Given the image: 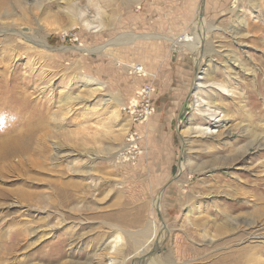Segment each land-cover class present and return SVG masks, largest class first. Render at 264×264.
I'll use <instances>...</instances> for the list:
<instances>
[{
    "label": "rangeland",
    "instance_id": "obj_1",
    "mask_svg": "<svg viewBox=\"0 0 264 264\" xmlns=\"http://www.w3.org/2000/svg\"><path fill=\"white\" fill-rule=\"evenodd\" d=\"M34 2H0V93L26 91L44 115L22 167L0 162V264H264V200L234 193H264V0H71L74 28L67 0ZM13 30H40L54 50ZM186 35L199 43L176 45ZM146 84L153 113L134 124L126 108ZM28 114L0 102V136Z\"/></svg>",
    "mask_w": 264,
    "mask_h": 264
},
{
    "label": "bare ground",
    "instance_id": "obj_2",
    "mask_svg": "<svg viewBox=\"0 0 264 264\" xmlns=\"http://www.w3.org/2000/svg\"><path fill=\"white\" fill-rule=\"evenodd\" d=\"M0 2H5V0H3V1H1L0 0ZM21 3V2H20ZM19 3V4H20ZM34 3H36L37 5H38V8L39 9H41L40 8V6L42 5L43 6V4H41V0H35V2ZM66 3H68V8L67 9H69V11L67 12V15L70 17V19H71V22H70V27L71 28H74V27H77V25H78V19H80L81 17V15H82V12H80V10H78V8H76V6L75 5H73L72 3H71V0H67V2ZM22 5V3L20 4V6ZM25 5V4H24ZM44 5H46V4H44ZM26 6H28V4L26 5ZM30 6H31V4H30ZM1 7V6H0ZM22 8H23V10H22V13H23V15H24V17L22 18L21 16H20V18L22 19H19V20H21V21H23V22H31V19L32 18H30V16H28V13H27V9H29V8H25V7H23V6H21ZM20 7V8H21ZM35 7V6H34ZM48 7V6H47ZM51 7V6H50ZM43 8L45 9L46 8V6H43ZM47 9V8H46ZM27 10V11H26ZM9 11V10H8ZM11 11V10H10ZM29 11H30V9H29ZM28 11V12H29ZM32 11V10H31ZM40 11V10H39ZM43 11V14L45 15V13H46V16H50V15H52V14H50L49 12L50 11H48V10H46L45 11V13H44V10H42ZM59 12H61V11H59ZM31 13V12H30ZM50 14V15H49ZM54 14V13H53ZM30 15V14H29ZM55 16H58V15H55ZM17 18H19V17H17ZM55 18V17H54ZM55 20V19H54ZM58 20V19H57ZM61 20V19H60ZM20 21V22H21ZM70 21V20H69ZM34 22V21H33ZM55 23V22H54ZM32 24V23H31ZM30 24V25H31ZM45 24V23H44ZM57 24V23H56ZM40 25H41V23H40ZM83 25L86 27V28H88V29H91L93 26H92V24L89 22V21H87V20H83ZM32 29V28H31ZM42 30V29H41ZM45 30V29H44ZM69 30V29H68ZM68 30H66L67 32H68ZM14 31V30H13ZM6 29H4V30H0V35H2L3 37H4V39H7V37H8V35H6ZM10 32H12V30L10 31ZM15 33H17V35L18 36H20V38L21 37H23V38H27L31 43H33V44H35V45H37V46H39V47H42V49H44V50H54V48L50 45V43H49V41H48V38H46V36H44V34L42 33V31L40 32V30H38L37 32H36V34H33L32 32L31 33H26V32H20V31H14ZM67 32H65V33H67ZM13 33V32H12ZM175 41V43H176V45L178 44V45H186V44H188L189 46L190 45H196L197 43H199V40H198V38L196 39L195 37H191V35L190 36H185V37H183L182 39H179L178 41H176V40H174ZM20 43V42H19ZM5 45V44H4ZM206 45V44H205ZM187 46V45H186ZM188 46V47H189ZM18 47V46H17ZM201 47H202V45H201ZM205 48V47H204ZM19 50V49H18ZM28 50V49H27ZM206 51V50H205ZM34 54V53H33ZM42 54V53H41ZM27 56H28V54H27ZM42 56V55H41ZM204 56V55H203ZM33 61V60H32ZM198 63H199V61H198ZM12 68V67H11ZM33 68V67H32ZM38 68V67H37ZM135 69V68H134ZM200 74V73H199ZM205 79H207L206 78V74H201V76H199L198 74L196 75V79L194 80V83H193V87H195V88H202V87H205L206 86V81H205ZM6 82V80H3V83H5ZM19 86V85H18ZM17 87V86H16ZM21 87V86H20ZM18 89V88H17ZM17 91H20L21 93H22V95H21V97L19 98V99H17L16 100V98H15V96H13V93H15V92H17ZM16 91V89L15 90H13V89H6L4 92H2V93H0V102H2V101H5V102H7L8 100H9V102L11 103V104H15L16 102H18L21 106H22V108H26V109H28L29 108V113L30 114H28V117L27 118H24L21 122L22 123H25L26 124V126H25V128H24V130L23 131H21L20 132V130H19V133H12V134H14V135H12V136H10L9 134V137H2V136H0V162L1 161H3V162H8L10 165H7V166H12V167H16L17 165L16 164H14V162H12V159L13 158H16L17 156H18V160L16 161L17 162V164H18V166L19 167H22V164H23V162L25 161V159L23 160V158H24V154H29L28 152H30V149H31V147H29V143L31 142L30 141V139L32 140V138L34 137V135L37 133L36 132V130L41 126L40 124H38L37 126L35 125H33V124H35V122L36 123H39L40 122V120H41V122H43L42 120V116H44L43 114H41L40 112H41V110H39L38 108H37V105L36 104H33L32 103V101L30 100V97H28L26 94H27V92L26 91H23V90H21V89H18ZM201 100V101H200ZM203 96H201V97H199V98H197V101H198V103H200V104H202L201 102H203ZM75 101H77V99H76V97H66L64 100H63V104L65 105L66 104V108L67 107H72V105L74 104V102ZM131 102H134V99L131 101ZM8 104V103H7ZM9 105V104H8ZM199 106H203V105H199ZM4 107V106H3ZM5 108V107H4ZM41 108V107H40ZM199 110L200 109H202L201 107H197ZM2 109V108H1ZM73 109V108H72ZM203 110V109H202ZM4 111V110H3ZM219 108H218V105H217V103L215 102V101H208L207 102V105H206V108L204 109V113H206V114H208L211 118H214V119H217V117L216 116H218V113L220 112V113H222V111H219ZM35 113V114H34ZM26 116V115H25ZM221 118H224V115L221 117ZM221 118L220 119H218V121H220L221 120ZM20 120V119H19ZM24 124V125H25ZM40 125V126H39ZM44 126V125H43ZM43 128V127H42ZM189 130L190 131H199L200 132V134L201 133H203V134H207V136L209 135V132H211V129H210V126H200V125H197L196 127L194 126V125H191V126H189ZM15 131H17V130H15ZM5 136V135H4ZM35 138V137H34ZM33 138V139H34ZM256 140V139H255ZM255 140H253V143H254V141ZM31 143H33V142H31ZM37 143V142H36ZM36 145V144H35ZM256 145H260L259 147H261V145H264V141H262V140H260V141H257L256 142ZM40 146V145H39ZM37 147V146H36ZM42 149V148H41ZM45 149V148H44ZM43 149V150H44ZM39 150V149H38ZM41 153V152H40ZM44 153V152H43ZM46 154V153H45ZM33 155V154H32ZM38 155V154H37ZM242 157V156H241ZM26 158V157H25ZM28 161V160H27ZM38 161V160H37ZM35 162H36V160H35ZM186 163V162H185ZM182 164L181 165V167L182 168H185V166H186V164L188 163H186V164ZM3 164H5V163H3ZM188 165V164H187ZM3 166V165H2ZM17 166V167H18ZM2 168V167H1ZM0 168V169H1ZM5 168V167H4ZM188 169V168H187ZM2 170H5V169H2ZM7 170V169H6ZM185 183L186 182H181V185H180V183H179V188L182 190V188H181V186L182 187H186L187 185H185ZM259 186V184L257 183H255V185H254V187H256V186ZM252 187V186H251ZM234 188V187H233ZM185 189V188H184ZM255 190H257V188L255 189ZM255 190H247V189H235L234 190V193H236V195L237 194H241V195H243V196H245V199L246 198H248L249 196H251L252 198H258L259 200H261V201H263L264 200V193H255ZM217 191V190H216ZM184 192V191H183ZM187 192L185 191L184 192V194H185V196H187V194H186ZM5 194V193H4ZM33 194V193H32ZM32 194H29V193H26L25 191L24 192H22L21 193V195L23 196V197H27V196H29L30 198H34V197H32ZM183 194V193H182ZM256 196V197H255ZM239 197V196H238ZM41 199V196L39 197V200ZM252 201V200H251ZM256 201V200H255ZM254 202V201H253ZM244 203H247V201H245V202H242V204H240L238 207H240V208H244L245 207V204ZM158 206H159V203H158ZM236 207V206H235ZM239 209V208H238ZM227 211V210H226ZM228 213V212H227ZM226 213V214H227ZM232 215V214H231ZM245 215V214H244ZM239 216V215H238ZM238 216H231L232 218H234V219H237V218H239ZM231 218V219H232ZM229 219V218H228ZM245 220V219H244ZM228 221V220H227ZM240 223V222H239ZM238 223V224H239ZM251 222H249V224H250ZM248 224V225H249ZM150 225V227H149V231H150V238H149V240H150V242H152V241H154L155 239H157L158 237H159V229H158V227H157V225H156V223H155V221H151V224H149ZM240 226V225H239ZM252 226V225H251ZM251 229H252V227H250ZM209 230V229H208ZM249 230V229H248ZM207 231V230H206ZM247 232V231H246ZM124 238L125 237H123V235L121 234V231L120 230H118L117 229V232H116V234H115V236H114V238H113V240H112V242H111V245H110V248H109V250L111 249V252H117L119 249H120V246L123 244V241H124ZM254 241V240H253ZM125 243V242H124ZM149 243L148 242H145V241H142V240H139V238H137V239H135L133 242H132V245H133V247L135 248V252H136V254H138V253H141L142 251H144L145 250V247L148 245ZM161 244V243H160ZM259 247V246H258ZM258 247H253V248H243V249H241L240 251H257L259 248ZM157 263V262H156ZM111 264H113V261H112V263Z\"/></svg>",
    "mask_w": 264,
    "mask_h": 264
},
{
    "label": "built area",
    "instance_id": "obj_3",
    "mask_svg": "<svg viewBox=\"0 0 264 264\" xmlns=\"http://www.w3.org/2000/svg\"><path fill=\"white\" fill-rule=\"evenodd\" d=\"M151 95L152 87L150 86V84H146L142 86V88L137 92L136 96L134 97V102L130 101L129 105L127 106L126 109H128V112L134 124L143 122V120L147 119L153 113L154 108L150 103ZM133 133V136L137 135L136 131ZM133 136L131 139L132 141L135 140ZM133 150L134 149L131 148V152H129L128 148L127 153L129 152L128 154H130Z\"/></svg>",
    "mask_w": 264,
    "mask_h": 264
},
{
    "label": "crops",
    "instance_id": "obj_4",
    "mask_svg": "<svg viewBox=\"0 0 264 264\" xmlns=\"http://www.w3.org/2000/svg\"><path fill=\"white\" fill-rule=\"evenodd\" d=\"M224 1H226V0H224ZM207 4H208V3H207ZM207 4H206V5H207Z\"/></svg>",
    "mask_w": 264,
    "mask_h": 264
}]
</instances>
